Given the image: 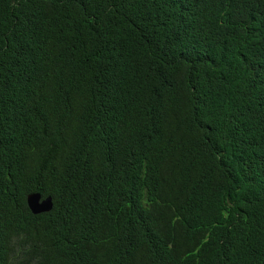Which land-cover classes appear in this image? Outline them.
<instances>
[{"label":"trees","instance_id":"trees-1","mask_svg":"<svg viewBox=\"0 0 264 264\" xmlns=\"http://www.w3.org/2000/svg\"><path fill=\"white\" fill-rule=\"evenodd\" d=\"M0 264H264V0H0Z\"/></svg>","mask_w":264,"mask_h":264},{"label":"water","instance_id":"water-1","mask_svg":"<svg viewBox=\"0 0 264 264\" xmlns=\"http://www.w3.org/2000/svg\"><path fill=\"white\" fill-rule=\"evenodd\" d=\"M26 204L33 214L47 212L53 205L51 196L42 198L39 192H30L27 194Z\"/></svg>","mask_w":264,"mask_h":264}]
</instances>
